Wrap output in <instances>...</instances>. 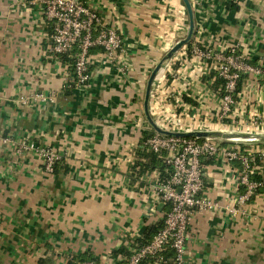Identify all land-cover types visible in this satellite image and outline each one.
I'll return each instance as SVG.
<instances>
[{
  "label": "crops",
  "instance_id": "obj_1",
  "mask_svg": "<svg viewBox=\"0 0 264 264\" xmlns=\"http://www.w3.org/2000/svg\"><path fill=\"white\" fill-rule=\"evenodd\" d=\"M78 1L98 15L100 28L116 29L124 45L111 61L94 48L89 82L77 87L70 58L52 51L44 6L0 0V140H7L0 142V264H110L115 250L141 245L168 212L157 197L158 172L136 167L137 153L153 129L144 112L148 79L188 35V10L183 0ZM190 3L195 35L156 77L152 117L177 115L218 128L210 122L224 93L209 75L219 73L195 48L236 49L262 73L242 74L222 127L264 134V0ZM22 140L60 154L52 174L34 151H16ZM220 143L250 159L248 152L264 146ZM202 162L203 197L212 207L193 215L186 264H264V192L242 202L239 161Z\"/></svg>",
  "mask_w": 264,
  "mask_h": 264
},
{
  "label": "built area",
  "instance_id": "obj_2",
  "mask_svg": "<svg viewBox=\"0 0 264 264\" xmlns=\"http://www.w3.org/2000/svg\"><path fill=\"white\" fill-rule=\"evenodd\" d=\"M45 10V16L53 24L52 51L58 56H70L73 59V73L76 86H83L89 82V67L92 63L91 52L94 48H101L108 60L114 59L123 50V38L116 29L100 28V18L78 0H37ZM77 50L75 54H72ZM195 54L202 61L211 62V68L216 69L224 80V96L221 99L219 115L212 125L222 126L235 106V94L243 73L261 74L262 69L249 65L244 58L232 49L230 54L215 53L212 50L195 48ZM169 117V118H168ZM166 119V120H165ZM161 128L175 127L178 132L211 131L207 122L197 120L184 121L177 115L160 118L157 122ZM225 126L223 129H226ZM169 130V129H168ZM176 131V132H177ZM218 131H223L222 129ZM175 132V131H174ZM6 143L7 140H0ZM149 152L164 154L166 164L172 169L171 177L166 184H160L157 197L169 204L165 215L164 227L153 239L138 247L128 245L130 255L123 254L110 257V264H186V242L190 222L196 211L207 210L212 203L203 197L205 190L202 158H218L228 163L239 161L241 168L237 169L238 185L245 189L240 197L242 202L249 200L264 181H252L254 172L261 173L262 167L255 159L244 156L241 149L222 147L220 141L214 138L195 139L168 137L161 134L154 135L144 143ZM16 151H34L43 161L45 170L54 172L56 163L61 156L53 148L40 147L29 140H22L16 145ZM249 155H258L264 159V146L255 147ZM172 250L173 257L167 256ZM81 264H105L96 261Z\"/></svg>",
  "mask_w": 264,
  "mask_h": 264
},
{
  "label": "water",
  "instance_id": "obj_3",
  "mask_svg": "<svg viewBox=\"0 0 264 264\" xmlns=\"http://www.w3.org/2000/svg\"><path fill=\"white\" fill-rule=\"evenodd\" d=\"M185 6L188 10L189 18H190V25H189V32L185 39L179 41L166 55L165 57L159 62L156 68L151 73L145 94L144 100V112L149 121L150 126L154 129L157 134H161L168 137H178V138H195V139H205V138H214L220 142H246V143H261L264 141V134H239L234 132H223L218 130H211V131H190V132H174L169 131L161 128L154 120L150 112V98H151V91L153 83L162 70L164 64L171 60L176 53H178L184 46L188 45L195 35V19H194V12L192 9V5L190 0H183Z\"/></svg>",
  "mask_w": 264,
  "mask_h": 264
},
{
  "label": "trees",
  "instance_id": "obj_4",
  "mask_svg": "<svg viewBox=\"0 0 264 264\" xmlns=\"http://www.w3.org/2000/svg\"><path fill=\"white\" fill-rule=\"evenodd\" d=\"M76 52H77V50H74L72 52V54H75ZM62 57L63 58H70V60H68V61H71L73 63L72 57L67 56V55L62 56ZM209 79H212L214 81L213 87L215 89L219 88L224 93L225 82L221 77H219L217 72H212L209 75ZM240 85L241 84H239L237 91H239ZM154 135H156V132L153 129H151L147 132H144V138H143L144 143L147 139L153 137ZM137 155L139 156V160H138L136 167H140V169L145 171V172L146 171H157L159 174V180H160L159 183L160 184H166L168 182V180L171 177L172 169L166 164V162L164 160L166 153L156 154V153L149 152L147 150V147L143 144L140 147ZM253 156H255L254 161L256 162V164L262 167V172L261 173L254 172L251 175V180L252 181H258V182L264 181V163H262L260 156H258V155L257 156L253 155ZM211 159H213V158H211ZM208 163H212V160H209ZM56 165H57V163H56ZM236 165L240 166V163L236 162ZM54 170H55V168H54ZM258 192H264V186L259 188ZM166 207H167V211H168L169 210V204H166ZM164 220L161 221L156 226L149 227L146 230L145 235L142 237V239L138 240L140 242V244H145V243L151 241L153 239V237L164 227V223H165ZM119 254H123L125 256V258H127L130 255V252L127 250V248L124 247V248H121L119 250L114 251V256H117ZM173 255H174L173 251L168 250L167 256L173 257ZM119 264H122V263H119ZM169 264H173V263H169Z\"/></svg>",
  "mask_w": 264,
  "mask_h": 264
},
{
  "label": "rangeland",
  "instance_id": "obj_5",
  "mask_svg": "<svg viewBox=\"0 0 264 264\" xmlns=\"http://www.w3.org/2000/svg\"><path fill=\"white\" fill-rule=\"evenodd\" d=\"M157 123V122H156ZM160 127H162V126H160ZM166 128V130H168L169 129V131H177L178 129L177 128H175V127H172V126H169V127H165ZM186 129H193L194 131L197 129L196 127H191V128H189V127H185ZM164 129V128H163ZM220 129H222L223 131H226V132H234V133H239V134H244V132H240V131H238V130H232L231 128H226V129H223V127L222 126H218V128L217 127H213V128H211V130H220ZM209 130H210V128H209ZM178 132V131H177ZM238 143H244V144H248V143H246V142H238ZM185 259H186V256H185Z\"/></svg>",
  "mask_w": 264,
  "mask_h": 264
},
{
  "label": "bare ground",
  "instance_id": "obj_6",
  "mask_svg": "<svg viewBox=\"0 0 264 264\" xmlns=\"http://www.w3.org/2000/svg\"><path fill=\"white\" fill-rule=\"evenodd\" d=\"M224 132V131H223Z\"/></svg>",
  "mask_w": 264,
  "mask_h": 264
}]
</instances>
